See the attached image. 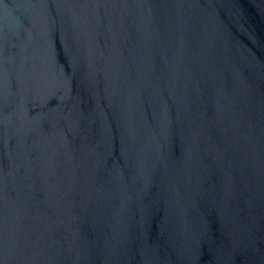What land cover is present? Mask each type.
<instances>
[{
    "label": "water",
    "instance_id": "95a60500",
    "mask_svg": "<svg viewBox=\"0 0 264 264\" xmlns=\"http://www.w3.org/2000/svg\"><path fill=\"white\" fill-rule=\"evenodd\" d=\"M0 264H264V0H0Z\"/></svg>",
    "mask_w": 264,
    "mask_h": 264
}]
</instances>
